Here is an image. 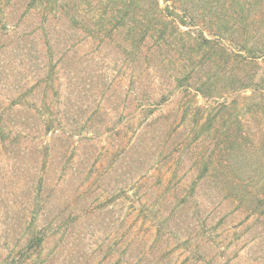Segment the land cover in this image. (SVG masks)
<instances>
[{
	"label": "rangeland",
	"instance_id": "1",
	"mask_svg": "<svg viewBox=\"0 0 264 264\" xmlns=\"http://www.w3.org/2000/svg\"><path fill=\"white\" fill-rule=\"evenodd\" d=\"M29 1L0 0V122L11 123L12 137L48 119L63 128L49 159L33 149L51 135L22 139L24 152L0 141V232L29 209L42 170L39 225L51 235L31 264H156L162 255L160 264H264V117L241 103L236 120L224 124L230 108L216 132L194 141L196 107L224 111L218 103L252 89L207 99L196 81L177 84L221 73L225 57L210 61L177 22L173 36L156 34L131 55L126 29L101 30L98 0L76 24L59 11L27 12ZM44 68L54 89L39 86ZM28 90L26 107L3 113ZM202 155L215 161L205 180Z\"/></svg>",
	"mask_w": 264,
	"mask_h": 264
},
{
	"label": "trees",
	"instance_id": "2",
	"mask_svg": "<svg viewBox=\"0 0 264 264\" xmlns=\"http://www.w3.org/2000/svg\"><path fill=\"white\" fill-rule=\"evenodd\" d=\"M162 1L165 3V7L161 6V0H98L97 4L106 9V14L100 16L101 30L106 29L107 24L112 23L117 30L126 29L132 55L137 52L143 53L149 39H152L156 34H159V38L163 40L173 36L168 35V29L170 25L177 22L179 26L188 29L186 34L189 36L196 35L193 37L194 41L198 43L201 51L209 54L210 61L218 63L220 55L226 59V66L221 73L218 74L217 71H214L206 79L196 78L197 73L195 75L194 72L189 73V76L177 79L179 86H184L186 82L193 84L194 80L198 84L196 91L207 99H223L227 93L241 90L252 89L253 92L250 96H238L231 104L228 102L218 103V108H225L224 111L216 108L213 111L217 110V112L213 113L212 110L196 107L195 112L198 120L195 121L196 124L194 125L196 132L194 141L198 142L203 135L216 132L219 123L224 121L230 108L232 110L229 114L231 117L224 121L226 125L230 124L232 117H235L236 120V117L240 113L242 114L243 110L238 111L239 108L245 109L249 105L252 106L249 113L264 117V0ZM76 2L79 4L72 8L70 0H30L27 12L32 10L48 13L59 11L65 13L70 23H83L85 8L93 2L91 0H76ZM85 29L91 30L88 27ZM134 60L133 57V63H135ZM239 65H242V69L249 66L254 68L250 72H241V69L236 68ZM42 71L39 74V86L44 85L42 86L44 91L50 88L54 89L53 71L51 69L47 71L46 68ZM133 73L136 72L133 71ZM31 94V90H28L26 94H20L17 103L4 107L3 113L6 114L7 111L26 107L25 102ZM164 98L166 97L159 101L160 104L166 101ZM238 100L240 101L239 104L237 103ZM241 103L245 105L241 107ZM48 107L45 103L40 110L46 111ZM200 120H203L201 125ZM15 124L13 125L15 126ZM10 126L11 123L1 120L0 141L7 147L15 146L18 150L23 151L22 139L31 138V141H35L39 140L41 135H51L45 144H36L33 150L42 153V157L49 159L59 148L57 141L61 137L60 131L63 128L61 120L48 119L38 129L26 127L29 131L21 125L17 127L16 137H12L13 129ZM201 160L202 170L198 179L205 180L212 174L214 156L202 155ZM40 171L42 170L34 173L38 177L35 197L31 200L29 209H25L20 220L17 219L16 227L18 226V228H11L10 224L7 223L6 229L0 232L4 240V243H0V264L33 263L34 258L41 254L51 235L49 228L39 225V214L42 209L41 197L48 186L47 172ZM196 186L198 185L195 184L193 189ZM260 202L261 204L264 203L262 199ZM162 238V228L158 227L155 244L160 243ZM12 239H16V241H12ZM164 257L165 255H162L156 264H160Z\"/></svg>",
	"mask_w": 264,
	"mask_h": 264
}]
</instances>
